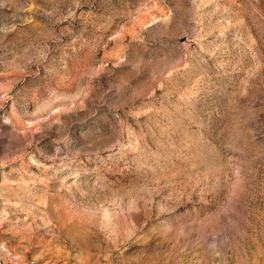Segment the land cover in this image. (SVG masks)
Instances as JSON below:
<instances>
[{"label": "rangeland", "instance_id": "374dc122", "mask_svg": "<svg viewBox=\"0 0 264 264\" xmlns=\"http://www.w3.org/2000/svg\"><path fill=\"white\" fill-rule=\"evenodd\" d=\"M0 264H264V0H0Z\"/></svg>", "mask_w": 264, "mask_h": 264}]
</instances>
